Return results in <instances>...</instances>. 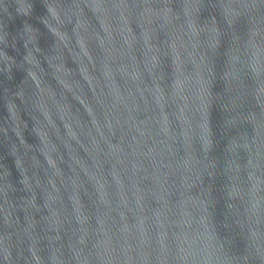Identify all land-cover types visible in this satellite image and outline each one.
<instances>
[{
    "label": "water",
    "instance_id": "obj_1",
    "mask_svg": "<svg viewBox=\"0 0 264 264\" xmlns=\"http://www.w3.org/2000/svg\"><path fill=\"white\" fill-rule=\"evenodd\" d=\"M0 264H264V0H0Z\"/></svg>",
    "mask_w": 264,
    "mask_h": 264
}]
</instances>
